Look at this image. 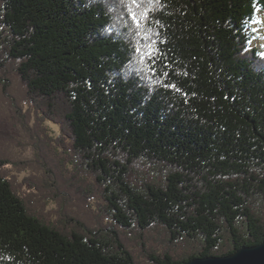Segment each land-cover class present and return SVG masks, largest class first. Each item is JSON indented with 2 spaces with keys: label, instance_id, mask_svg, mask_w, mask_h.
<instances>
[{
  "label": "trees",
  "instance_id": "1",
  "mask_svg": "<svg viewBox=\"0 0 264 264\" xmlns=\"http://www.w3.org/2000/svg\"><path fill=\"white\" fill-rule=\"evenodd\" d=\"M259 11L156 0L153 75L130 69L120 0H0V264H186L263 242Z\"/></svg>",
  "mask_w": 264,
  "mask_h": 264
},
{
  "label": "snow or ice",
  "instance_id": "2",
  "mask_svg": "<svg viewBox=\"0 0 264 264\" xmlns=\"http://www.w3.org/2000/svg\"><path fill=\"white\" fill-rule=\"evenodd\" d=\"M156 0H120L121 6L124 8L122 16L126 18L124 27L133 35L139 37L136 45L133 47V59L136 63H130V69L134 72H149L155 75V62L158 55V49L152 43H141L143 40H151L147 36L145 24L150 16V7ZM144 35H141V32ZM137 64L139 67H137ZM165 88L175 89V85H165Z\"/></svg>",
  "mask_w": 264,
  "mask_h": 264
},
{
  "label": "rangeland",
  "instance_id": "3",
  "mask_svg": "<svg viewBox=\"0 0 264 264\" xmlns=\"http://www.w3.org/2000/svg\"><path fill=\"white\" fill-rule=\"evenodd\" d=\"M253 26H254V33H255V40L253 42V46L254 47H258L263 53H264V11H259L254 22H253ZM11 69V68H10ZM10 82H6L7 84V89H9V91L14 94L19 96L20 95V86L17 82V80L14 78L13 74L9 76ZM10 84V87L8 88V85ZM2 86H1V79H0V90H1ZM47 125L50 128V133L53 136H57L60 132L59 127L52 123V122H47ZM20 141L25 142L26 144V139L28 140V136H26V133L23 134L22 137H20ZM14 155L15 157L17 156L18 158H26V157H32L33 156V150L30 148L24 149L23 147H18L15 151H14ZM29 174V171H24L23 173H21V177L25 176ZM56 203H54V201H50L49 203V207H53L55 206Z\"/></svg>",
  "mask_w": 264,
  "mask_h": 264
},
{
  "label": "water",
  "instance_id": "4",
  "mask_svg": "<svg viewBox=\"0 0 264 264\" xmlns=\"http://www.w3.org/2000/svg\"><path fill=\"white\" fill-rule=\"evenodd\" d=\"M186 264H264V241L254 246H244L227 256L194 258Z\"/></svg>",
  "mask_w": 264,
  "mask_h": 264
}]
</instances>
